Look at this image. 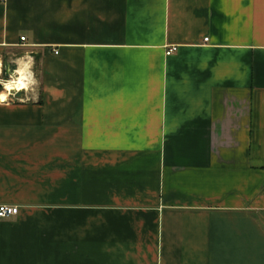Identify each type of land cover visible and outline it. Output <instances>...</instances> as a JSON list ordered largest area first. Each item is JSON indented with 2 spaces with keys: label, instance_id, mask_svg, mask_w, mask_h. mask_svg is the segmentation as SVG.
<instances>
[{
  "label": "crops",
  "instance_id": "1",
  "mask_svg": "<svg viewBox=\"0 0 264 264\" xmlns=\"http://www.w3.org/2000/svg\"><path fill=\"white\" fill-rule=\"evenodd\" d=\"M32 61L0 264H264V0H0V88Z\"/></svg>",
  "mask_w": 264,
  "mask_h": 264
},
{
  "label": "rangeland",
  "instance_id": "2",
  "mask_svg": "<svg viewBox=\"0 0 264 264\" xmlns=\"http://www.w3.org/2000/svg\"><path fill=\"white\" fill-rule=\"evenodd\" d=\"M31 70V81L28 85L27 90L19 91L18 94L15 95V98L13 99V102H30L32 101L33 92H37L39 90V64L37 61H32V66L30 68ZM2 88H0L1 91ZM19 94H22V96H19Z\"/></svg>",
  "mask_w": 264,
  "mask_h": 264
},
{
  "label": "bare ground",
  "instance_id": "3",
  "mask_svg": "<svg viewBox=\"0 0 264 264\" xmlns=\"http://www.w3.org/2000/svg\"><path fill=\"white\" fill-rule=\"evenodd\" d=\"M31 81V75L28 72V65L24 62L21 63L20 68L18 69V73L16 78L13 79V81L8 82L6 84V90L7 91H25L28 88V85ZM4 94V93H3ZM6 100V95H4Z\"/></svg>",
  "mask_w": 264,
  "mask_h": 264
},
{
  "label": "built area",
  "instance_id": "4",
  "mask_svg": "<svg viewBox=\"0 0 264 264\" xmlns=\"http://www.w3.org/2000/svg\"><path fill=\"white\" fill-rule=\"evenodd\" d=\"M20 41L24 42L25 39L21 38ZM205 41H207V40H205ZM55 54H56V52H55ZM13 79L14 78L9 75L7 80H4L3 82L1 81V83H2L1 84V87H2V93L1 94L4 93L6 95V100H5L6 102H13V99L15 98V94L13 95L12 93L13 92H15V93L19 92V91H11L10 92V91L6 90V84L8 82L13 81ZM17 213H18L17 207H11V206H5V205L0 207V218L1 219H7L10 217H13V216L17 215Z\"/></svg>",
  "mask_w": 264,
  "mask_h": 264
},
{
  "label": "clouds",
  "instance_id": "5",
  "mask_svg": "<svg viewBox=\"0 0 264 264\" xmlns=\"http://www.w3.org/2000/svg\"><path fill=\"white\" fill-rule=\"evenodd\" d=\"M4 99L5 97L3 95H0V102H3Z\"/></svg>",
  "mask_w": 264,
  "mask_h": 264
},
{
  "label": "water",
  "instance_id": "6",
  "mask_svg": "<svg viewBox=\"0 0 264 264\" xmlns=\"http://www.w3.org/2000/svg\"><path fill=\"white\" fill-rule=\"evenodd\" d=\"M7 77H9V75H7Z\"/></svg>",
  "mask_w": 264,
  "mask_h": 264
}]
</instances>
